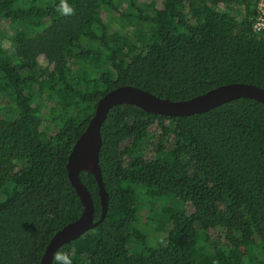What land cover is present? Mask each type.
Masks as SVG:
<instances>
[{
    "label": "trees",
    "instance_id": "16d2710c",
    "mask_svg": "<svg viewBox=\"0 0 264 264\" xmlns=\"http://www.w3.org/2000/svg\"><path fill=\"white\" fill-rule=\"evenodd\" d=\"M65 3L70 14L61 0H0V264H40L81 215L66 164L111 90L181 101L231 83L264 89L258 0ZM101 137L107 211L99 221L98 184L81 171L98 223L58 249L71 264H264L263 104L183 117L118 105ZM147 192L166 209L154 243L134 225Z\"/></svg>",
    "mask_w": 264,
    "mask_h": 264
},
{
    "label": "water",
    "instance_id": "95a60500",
    "mask_svg": "<svg viewBox=\"0 0 264 264\" xmlns=\"http://www.w3.org/2000/svg\"><path fill=\"white\" fill-rule=\"evenodd\" d=\"M239 98L252 99L264 105V89L252 84L231 83L211 89L189 100L171 101L157 97L141 88L124 85L100 98L87 127L73 145L66 164L68 179L82 203L83 211L76 220L65 225L52 236L40 264H52L54 252L63 245L82 237L94 229L98 223L94 222L95 209L91 194L79 177L81 171L90 172L95 177L101 203L99 221L105 217L108 194L102 182L99 154L102 145L101 126L112 108L118 105H130L155 115L183 117L207 112Z\"/></svg>",
    "mask_w": 264,
    "mask_h": 264
},
{
    "label": "rangeland",
    "instance_id": "374dc122",
    "mask_svg": "<svg viewBox=\"0 0 264 264\" xmlns=\"http://www.w3.org/2000/svg\"><path fill=\"white\" fill-rule=\"evenodd\" d=\"M145 2H150L151 0H144ZM6 46V45H5ZM38 60L41 64L44 63L43 56H38ZM145 173V172H143ZM150 193H144L142 196L141 201L142 204H145L146 206H142L138 213V219L137 222L134 224L135 228L139 230L141 233H143L147 238L151 240L152 243H154L156 240H158L163 234L162 231L159 230V222L155 220L156 215L161 212L165 211V206L161 203H153L148 200L150 199ZM166 200V198H165ZM164 201V200H163ZM167 201V200H166ZM163 203V202H162ZM177 205V204H176ZM138 246V244H137Z\"/></svg>",
    "mask_w": 264,
    "mask_h": 264
},
{
    "label": "clouds",
    "instance_id": "9594fccd",
    "mask_svg": "<svg viewBox=\"0 0 264 264\" xmlns=\"http://www.w3.org/2000/svg\"><path fill=\"white\" fill-rule=\"evenodd\" d=\"M59 11H62L64 14H70L71 9L66 6L65 0H61ZM53 260L59 264V262L63 261V264H71L70 258L65 253H61L59 251L53 253Z\"/></svg>",
    "mask_w": 264,
    "mask_h": 264
},
{
    "label": "built area",
    "instance_id": "2783aa9c",
    "mask_svg": "<svg viewBox=\"0 0 264 264\" xmlns=\"http://www.w3.org/2000/svg\"><path fill=\"white\" fill-rule=\"evenodd\" d=\"M253 30L255 32L264 30V0H258L257 15L253 24Z\"/></svg>",
    "mask_w": 264,
    "mask_h": 264
}]
</instances>
